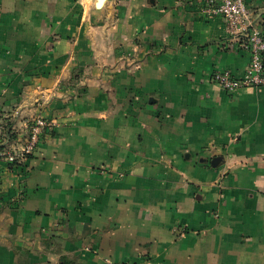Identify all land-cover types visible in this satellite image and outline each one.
<instances>
[{
	"label": "crops",
	"instance_id": "1",
	"mask_svg": "<svg viewBox=\"0 0 264 264\" xmlns=\"http://www.w3.org/2000/svg\"><path fill=\"white\" fill-rule=\"evenodd\" d=\"M90 2L0 0L9 148L54 123L0 162V264H264V87L211 82L248 53L203 0Z\"/></svg>",
	"mask_w": 264,
	"mask_h": 264
},
{
	"label": "built area",
	"instance_id": "2",
	"mask_svg": "<svg viewBox=\"0 0 264 264\" xmlns=\"http://www.w3.org/2000/svg\"><path fill=\"white\" fill-rule=\"evenodd\" d=\"M203 13L207 17H221L226 34L237 40V45L248 53L249 63L242 77L236 78L229 71H216L211 82L227 93L248 88L264 87V34L262 17L249 9L245 0H203ZM54 127L47 118L38 116L25 122L27 138L17 149L9 148L10 131L1 119L0 111V162L17 166L25 162L42 138ZM182 234L183 230H177Z\"/></svg>",
	"mask_w": 264,
	"mask_h": 264
},
{
	"label": "rangeland",
	"instance_id": "3",
	"mask_svg": "<svg viewBox=\"0 0 264 264\" xmlns=\"http://www.w3.org/2000/svg\"><path fill=\"white\" fill-rule=\"evenodd\" d=\"M96 1H97V0H91V2H90V4H91V9L100 10V9H96V7H95V3H96ZM103 3H104V1L101 0V2H100V6H101ZM105 3H106V2H105ZM93 6H94V7H93ZM102 8H104V6H103ZM102 8H101V9H102Z\"/></svg>",
	"mask_w": 264,
	"mask_h": 264
},
{
	"label": "water",
	"instance_id": "4",
	"mask_svg": "<svg viewBox=\"0 0 264 264\" xmlns=\"http://www.w3.org/2000/svg\"><path fill=\"white\" fill-rule=\"evenodd\" d=\"M103 1H104V3H105L106 0H103ZM100 2H101V0H97V1H96V3H95V7H96V9H101V8L103 7L104 3L100 6Z\"/></svg>",
	"mask_w": 264,
	"mask_h": 264
}]
</instances>
